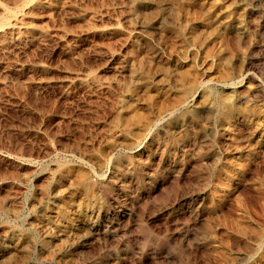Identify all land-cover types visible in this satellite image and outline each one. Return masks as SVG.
I'll list each match as a JSON object with an SVG mask.
<instances>
[{
  "label": "rangeland",
  "instance_id": "rangeland-1",
  "mask_svg": "<svg viewBox=\"0 0 264 264\" xmlns=\"http://www.w3.org/2000/svg\"><path fill=\"white\" fill-rule=\"evenodd\" d=\"M0 264H264V0H0Z\"/></svg>",
  "mask_w": 264,
  "mask_h": 264
},
{
  "label": "bare ground",
  "instance_id": "bare-ground-1",
  "mask_svg": "<svg viewBox=\"0 0 264 264\" xmlns=\"http://www.w3.org/2000/svg\"><path fill=\"white\" fill-rule=\"evenodd\" d=\"M85 183H86V182H85ZM85 183H84V184H85Z\"/></svg>",
  "mask_w": 264,
  "mask_h": 264
}]
</instances>
